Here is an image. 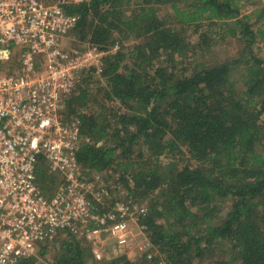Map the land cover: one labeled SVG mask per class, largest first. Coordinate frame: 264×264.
Wrapping results in <instances>:
<instances>
[{
	"label": "trees",
	"instance_id": "obj_1",
	"mask_svg": "<svg viewBox=\"0 0 264 264\" xmlns=\"http://www.w3.org/2000/svg\"><path fill=\"white\" fill-rule=\"evenodd\" d=\"M44 1H64L65 12L77 16V39L104 50L119 43L98 75H81L65 117L78 120L89 140L76 152L88 177L107 180L103 173L110 170L120 200L139 205L148 199L138 226L157 255L142 254L140 264H159L160 258L200 264L222 243L230 246V264H264V59L251 50L257 36L237 18L238 0ZM164 8L171 13L163 14ZM231 22L243 24L250 49L242 61L241 90L233 78L241 60L187 62L196 48L201 58L209 51L211 28L225 31L221 39L235 38ZM127 40L132 44L125 46ZM94 77L106 82L99 91L119 104L117 112L91 95L87 86ZM90 103L100 109L87 111ZM186 156L195 166L184 163ZM36 181L50 197L60 177L40 160ZM63 233L17 264H46L50 244L52 264H88V244ZM110 251L111 264H135L125 246L113 244Z\"/></svg>",
	"mask_w": 264,
	"mask_h": 264
},
{
	"label": "built area",
	"instance_id": "obj_2",
	"mask_svg": "<svg viewBox=\"0 0 264 264\" xmlns=\"http://www.w3.org/2000/svg\"><path fill=\"white\" fill-rule=\"evenodd\" d=\"M63 3L0 0V264L35 256L63 232L84 240L101 261L105 240L125 246L131 222L138 226L146 214L77 162L89 140L78 120L65 117L66 102L81 75H98L118 46H67L78 19ZM40 160L60 177L50 197L37 185Z\"/></svg>",
	"mask_w": 264,
	"mask_h": 264
},
{
	"label": "rangeland",
	"instance_id": "obj_3",
	"mask_svg": "<svg viewBox=\"0 0 264 264\" xmlns=\"http://www.w3.org/2000/svg\"><path fill=\"white\" fill-rule=\"evenodd\" d=\"M71 1V0H70ZM75 2V0H72ZM239 2V15L237 18L242 19L243 22H245L247 25L251 26L252 31L254 34H256V39L252 43L251 50L256 54L259 58L264 59V0H238ZM127 8H132V4L127 5ZM163 14H169L171 13L168 8H164ZM161 13V14H162ZM246 16L247 18H245ZM236 18V19H237ZM233 20V19H232ZM231 20V21H232ZM237 22V21H235ZM236 26V33L237 36L235 38H230V36H225V38L221 39V34H223L225 31L219 30L218 27H213L212 32L215 36H211L212 38H215V41L211 43V47L208 52H206L205 56L201 58V53L199 49H195V53L193 54L192 58H189L187 62L190 60H197L198 62H205L208 64H221L225 61H233V60H241V63L239 64V68L237 70L233 71V78L237 84V87L239 90L243 89L241 84V68L243 66L242 61L246 60V57L250 53V49L247 45L248 38L243 36L241 33L243 32V24L234 23L231 22ZM186 32L190 36V40L192 43H195L197 41V36L192 33L191 28H186ZM76 35H72V39L68 40L67 46H83L88 45L85 41L77 39ZM118 40V39H117ZM124 45L128 46L132 44L130 40L124 41ZM117 44V49L119 48V43ZM192 56V55H189ZM106 86V82L103 78L94 77L90 80V84L87 86V88L90 90L91 95L93 94V98L100 103V105H105L108 107H112L113 110L116 112L120 109V106L117 102L114 101H107L105 97L103 96V93L99 91V88ZM98 90V92H96ZM99 104L98 103H90L88 106L87 111H95L99 110ZM125 109L122 108L121 112H124ZM135 157V154H133ZM184 163L189 164L190 166H195L194 162L189 159L188 156L183 159ZM160 161L162 164H166L168 162V158L165 156L160 157ZM183 163V164H184ZM114 169V168H112ZM112 171H107L106 173H103V177H108V179L103 178V183L110 186L113 182L111 178H109L110 173ZM139 205H142L145 207L146 212L148 208V199L139 200L137 202ZM227 212V208L225 207L224 211L222 212V215ZM221 215V217H222ZM131 238L125 245L126 248V256L128 260L134 261L135 264H140V260L142 259V254L149 252L150 255L156 256L157 252L154 251V249L148 244V239L145 235V233L139 228V226H136L131 222ZM73 236H75L72 232L70 233ZM63 236H66L64 233H61L57 236L58 238H62ZM76 237V236H75ZM77 238V237H76ZM106 238V236H104ZM78 239V238H77ZM78 240L84 241L81 238ZM107 242V244H106ZM112 244L108 240H105V247L103 248V259L101 261L95 260L92 256L88 261V264H111L112 259L114 258L110 247ZM45 247H50L47 249V254L45 255V263L46 264H52L53 262V256L54 251L51 249L52 245H48ZM232 252L230 251V246L227 243H222L220 246L214 247L209 253H207L204 258L200 261V264H230L231 261ZM162 260V261H161ZM159 264H165L163 261V258H160Z\"/></svg>",
	"mask_w": 264,
	"mask_h": 264
}]
</instances>
